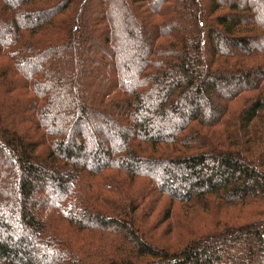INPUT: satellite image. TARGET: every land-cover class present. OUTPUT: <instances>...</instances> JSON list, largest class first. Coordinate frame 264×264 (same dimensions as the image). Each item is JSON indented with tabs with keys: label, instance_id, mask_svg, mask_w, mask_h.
<instances>
[{
	"label": "trees",
	"instance_id": "1",
	"mask_svg": "<svg viewBox=\"0 0 264 264\" xmlns=\"http://www.w3.org/2000/svg\"><path fill=\"white\" fill-rule=\"evenodd\" d=\"M2 32L0 264H264V0H0Z\"/></svg>",
	"mask_w": 264,
	"mask_h": 264
},
{
	"label": "rangeland",
	"instance_id": "2",
	"mask_svg": "<svg viewBox=\"0 0 264 264\" xmlns=\"http://www.w3.org/2000/svg\"><path fill=\"white\" fill-rule=\"evenodd\" d=\"M92 8H94V7H92ZM96 12H98V8L96 9V6H95V10H94L93 14L96 13ZM17 13H18V12H17ZM7 27H8V26H7ZM0 36H1V37H4V36H5V32H2V33L0 34ZM7 36H8V35H7ZM5 37H6V36H5ZM97 41H98V40H97ZM99 41H100V39H99ZM93 51H94V50H93ZM112 56H114V53H112ZM102 77L105 78L103 75H102ZM103 78H102V79H103ZM86 85H87V84H86ZM210 97L213 98L212 100H214V96L211 95ZM6 152H7V151H6ZM2 163H3V162H2ZM263 258H264V257L260 258V262H262V261L264 260Z\"/></svg>",
	"mask_w": 264,
	"mask_h": 264
}]
</instances>
